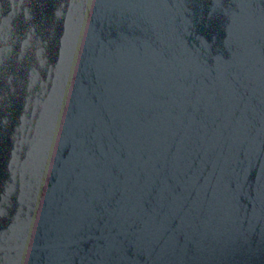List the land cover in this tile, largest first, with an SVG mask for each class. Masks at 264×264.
<instances>
[{
  "label": "water",
  "instance_id": "water-1",
  "mask_svg": "<svg viewBox=\"0 0 264 264\" xmlns=\"http://www.w3.org/2000/svg\"><path fill=\"white\" fill-rule=\"evenodd\" d=\"M0 264H264V0H0Z\"/></svg>",
  "mask_w": 264,
  "mask_h": 264
}]
</instances>
